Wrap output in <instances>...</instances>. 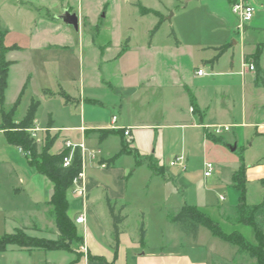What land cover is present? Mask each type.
Returning <instances> with one entry per match:
<instances>
[{
	"label": "crops",
	"instance_id": "crops-1",
	"mask_svg": "<svg viewBox=\"0 0 264 264\" xmlns=\"http://www.w3.org/2000/svg\"><path fill=\"white\" fill-rule=\"evenodd\" d=\"M50 1L0 0V38L6 47L17 46L4 54L10 63L4 100L0 104V123L1 109H10L21 92L13 121L22 119L30 103L36 102L34 124L29 132L36 129L34 138H43L46 134L53 136L52 146L55 147L51 151V146L50 152L61 151L65 141L83 143L85 154L99 150L97 159L87 160L82 166L83 197L73 193L72 185L70 199L66 193L68 215L73 220L80 214L84 216L83 222L75 223L83 236L85 253L80 256L86 264H99L89 261L87 253L103 256L113 264H214L211 256L217 259L221 256L213 250L225 246L203 235L200 237L201 228H198L196 239L191 238L187 250L168 249L162 245L157 249L148 247L149 223L143 219L140 209L144 244H140L136 231H128L121 222L114 255L109 204L124 222L129 204V175L136 168L121 165V155L112 157L122 141L128 143L133 152L155 154L157 146H163L171 156L168 165L187 177L190 176L187 172L190 158L203 152L207 140L225 139L228 151L241 150L237 161L230 162L229 171L232 177L234 171L244 165L246 202L252 186L257 198H262L264 82H257L255 68H260L264 80V0H243L253 6L254 12L242 27L231 10V4L238 0H203L204 13L212 19L206 29V39L183 41L174 38L173 44L158 42L155 34L137 37L130 26H127L128 34L120 32L121 21L113 17L115 12L134 15L135 9L138 20L153 14H141L138 3L122 11L112 5L109 9L111 21H104L108 16V0H86L75 7L66 1L61 4L60 14L64 9L76 13L75 29L57 15L51 16ZM44 9L46 12L42 15ZM221 46L226 48L218 54L217 48ZM257 48L261 49L260 55L257 64L252 62L254 70L250 71L243 64L251 62L250 56ZM72 60L77 61L75 71L70 68ZM198 68L204 73L198 75ZM19 107H23L24 114L17 118L15 113ZM113 116L115 121H111ZM214 126H228L229 129L215 135ZM108 130L121 133L128 130V135L121 137L106 133ZM0 132L3 134L1 129ZM177 155L184 156V167L170 165ZM101 163L105 166L101 167ZM216 163L223 164L222 161ZM164 171V166H160L158 172L163 174ZM217 173L221 175L219 169ZM210 176L211 172L204 177ZM18 182L24 183L21 178ZM46 183L48 202L52 186L49 180ZM162 185L161 202L165 208L177 212L187 202L207 207L201 201H194L193 196L185 200L177 183L164 181ZM225 192L233 204L229 208L232 209L239 195L232 186V179ZM106 215L110 225L104 227L100 221ZM55 232L58 235L57 229ZM103 238L108 247L104 246Z\"/></svg>",
	"mask_w": 264,
	"mask_h": 264
},
{
	"label": "rangeland",
	"instance_id": "rangeland-1",
	"mask_svg": "<svg viewBox=\"0 0 264 264\" xmlns=\"http://www.w3.org/2000/svg\"><path fill=\"white\" fill-rule=\"evenodd\" d=\"M66 1L72 7H75L77 3L84 4L86 2V0H78V2L77 0H51L49 2L51 16L57 15L59 17L58 15L62 11L61 4H65ZM132 3H140L145 7H150L162 17L160 26L152 33L155 34L156 40L162 44L167 41L169 44H173L174 38L187 41L188 39L202 40L208 36L206 29L212 19L204 13L206 6L203 0H108V16L106 15L107 17L103 20L111 21L112 16H110L109 9L112 5L115 9L122 11L124 8H134L135 5ZM45 10L41 12L42 15L45 14ZM133 13L134 15L119 12L112 14L118 21H121L120 32L128 34L127 26H130L137 37L147 36V33L150 35V30L148 32L147 29H152L153 23H156L158 17L154 14H147L138 20L135 9ZM23 45L27 46L28 44ZM70 68L73 71L77 70L76 60H72ZM10 88H13V85ZM10 90L8 94L11 92ZM25 101L27 100L25 99ZM23 111V107H19L15 116L17 118L22 117ZM41 138L40 136L35 137L38 146L41 144ZM60 139L59 137L58 140ZM54 147L52 146L51 151L54 150ZM164 150L163 146L158 145L155 154L147 151H131L127 155H121V165L136 168L134 173L131 172L133 168L129 171L131 172L127 194L129 204L125 210L127 218L121 224L130 232L136 231L139 237V229L141 221H143L140 209L144 214L143 219L149 223L148 247L157 249L162 245L168 249L174 247L178 250H187L188 246L191 245L192 237L184 232L178 224L171 222L170 215L176 213L174 209L162 206L164 205L161 202L164 196L162 182L177 183L178 190L185 197V200L188 201V198L193 196L194 201H201L200 203H204L202 205H207L205 208L212 217L220 219L228 225L226 220H231L234 217L233 210L229 209L233 204L229 202L225 192L226 186L231 184L229 165L232 160L237 161L241 150L236 148L233 151H228L225 139L220 141L207 140L203 152L197 154L198 157L196 158H190L187 164V172L190 173V176L187 177L175 167L168 165L171 156ZM220 161L223 164L216 163ZM206 162H210L213 166L211 176L208 178L203 176ZM162 165L165 171L160 174L158 170ZM217 169L221 171L220 176ZM149 173L151 175L148 177ZM20 178L23 179L24 183L18 182ZM47 181L48 179L44 175L38 173L33 166L28 164L25 155L17 147L7 143L0 132V235L12 232L17 227L24 229L27 234L32 236L50 239L57 237L52 210L47 203ZM70 192L71 189L69 188L67 191L69 199ZM255 192L254 186H252L247 197L249 204L261 200V198H257ZM159 201L160 204H157ZM187 204L194 205L188 202ZM153 205L157 207L153 208ZM73 221L76 223L75 220ZM100 222L104 227L106 224L110 225V219L107 218V215ZM153 223L154 225H152ZM199 228H201L200 237L203 235L221 246H225L222 248L217 246L213 250L221 256L220 259L214 258L216 257L214 254L211 256L214 264L251 263L246 255L236 253L232 245L212 237L209 231L203 227ZM242 231L246 232V229L242 228ZM104 246L108 247L105 239ZM77 248L79 253H85L83 244L77 245ZM49 261L54 264H86L84 257L63 250L33 249L24 251L10 245L8 250L0 255V264H46Z\"/></svg>",
	"mask_w": 264,
	"mask_h": 264
},
{
	"label": "trees",
	"instance_id": "trees-1",
	"mask_svg": "<svg viewBox=\"0 0 264 264\" xmlns=\"http://www.w3.org/2000/svg\"><path fill=\"white\" fill-rule=\"evenodd\" d=\"M139 12L153 13L158 19L150 30V35L160 26L162 17L153 9L145 8L140 3L137 4ZM17 46L6 47L0 38V104H3L4 90L7 85V71L9 61L5 59V52L10 48ZM226 46L218 47V54L225 50ZM260 48L250 56V61L257 64L260 55ZM247 59V58H246ZM257 74V82L263 83V72L260 68H255ZM21 92L14 101L12 107L8 110L1 109L0 129L7 143L14 145L20 149L25 155L29 165L35 170L44 175L52 186V193L48 200L51 207L54 224L58 235L55 239L37 237L27 234L22 228H15L12 232H6L0 235V252L5 251L10 245H14L19 249L31 251L33 249L42 250H63L72 252L76 255H81L78 252L77 245L83 244V236L78 233L73 219L68 215V200L66 197L67 190L71 187L72 181L81 170V154L78 148L74 149L70 164L67 167L62 165V160L68 154L69 149L64 148L57 152H50L54 138L50 135H45L41 139V144L38 146L35 138L29 132L33 127L34 114L36 110V102H31L26 114L22 119L13 121L14 110L20 100ZM66 97V96H65ZM191 102L193 100L191 98ZM116 133L123 137V133L119 130H108L106 133ZM128 143L121 142L120 149L113 155L116 158L120 155L130 153ZM232 186L238 190L237 203L232 207L234 217L226 220L227 223L220 219L212 217L207 209L195 205L183 204L179 207L176 213L170 216L173 223L178 224L181 229L190 234L193 239L197 237L199 227L207 229L210 234L220 241L230 244L235 248V252L241 255H246L250 260V264H264V193L261 200L254 204L246 202V176L245 167L242 164L232 174ZM263 183V181L261 180ZM109 213L112 219V236L114 241V255H116V246L118 244V235L120 233L119 225L123 221V217L119 212H114L109 204ZM227 226L228 229H227ZM246 229V232L242 231ZM139 242L144 244V227L143 223L139 229ZM89 261H96L101 264H113L108 262L103 256L92 255L87 253Z\"/></svg>",
	"mask_w": 264,
	"mask_h": 264
},
{
	"label": "built area",
	"instance_id": "built-area-1",
	"mask_svg": "<svg viewBox=\"0 0 264 264\" xmlns=\"http://www.w3.org/2000/svg\"><path fill=\"white\" fill-rule=\"evenodd\" d=\"M231 10L237 17V20H238V23H239V27L244 26L253 17V12H254L253 6H251L247 2H244L243 0L234 1L231 4ZM243 66L246 69L250 70V71L254 70V64L252 62L244 63ZM196 73L198 75H201V74L204 73V71H203V69L198 68L196 70ZM111 121H115V116H113L111 118ZM228 129H229L228 126H214L213 133L215 135H219L221 132H223L225 130H228ZM35 130L36 129H31L30 130L31 131V135L33 137L35 136V134L33 132ZM123 134L124 135H128V130H124ZM64 148L69 149L68 154L65 155L63 157V160H62V165L64 167H67L70 164L72 153H73L74 149L78 148L80 150V154H81V170L77 174V176L74 177V179L72 181V191L77 196L83 197L84 187H83V184H82V180H83L82 166H83V164L86 163L87 160H95V159H97L99 150H97V149L91 150L90 152H88V154H85V146H84L83 143L74 144V143H72L70 141H65L64 142ZM176 164L184 167V156L183 155H177L174 158H172V160L170 161V165H176ZM100 166L104 167L105 164L101 163ZM204 167H205L204 176H208L210 174V172L212 171L213 166H212V164L210 162H206ZM220 199H222V197H220ZM83 221H84L83 214H80V215H78L75 218V222H77V223H81ZM48 264H52V263H48Z\"/></svg>",
	"mask_w": 264,
	"mask_h": 264
},
{
	"label": "water",
	"instance_id": "water-1",
	"mask_svg": "<svg viewBox=\"0 0 264 264\" xmlns=\"http://www.w3.org/2000/svg\"><path fill=\"white\" fill-rule=\"evenodd\" d=\"M59 18L66 24L73 26L77 29V15L74 12H70L67 9H64L63 12L59 15Z\"/></svg>",
	"mask_w": 264,
	"mask_h": 264
}]
</instances>
